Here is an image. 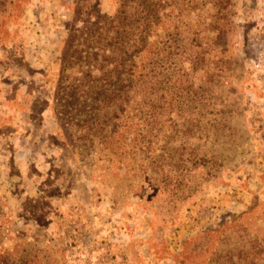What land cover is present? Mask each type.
<instances>
[{"label":"rangeland","instance_id":"1","mask_svg":"<svg viewBox=\"0 0 264 264\" xmlns=\"http://www.w3.org/2000/svg\"><path fill=\"white\" fill-rule=\"evenodd\" d=\"M0 253L264 264V0H0Z\"/></svg>","mask_w":264,"mask_h":264},{"label":"trees","instance_id":"2","mask_svg":"<svg viewBox=\"0 0 264 264\" xmlns=\"http://www.w3.org/2000/svg\"><path fill=\"white\" fill-rule=\"evenodd\" d=\"M147 32H148V29H147V31L145 33L148 36L150 34V31L148 33ZM145 34H144V36H145ZM129 42H130V40L127 41V44ZM166 50H167V48H165V51ZM172 50H173V47L171 46V48H169V52H168L167 56H171ZM174 51H175V47H174ZM151 69H152L151 71L153 72V74L151 75V80H152L155 77V74H154L155 66H152ZM153 87H156V83L153 85ZM130 98L131 97L129 96L128 99H130ZM0 264H9L7 258L4 255H1V253H0Z\"/></svg>","mask_w":264,"mask_h":264}]
</instances>
